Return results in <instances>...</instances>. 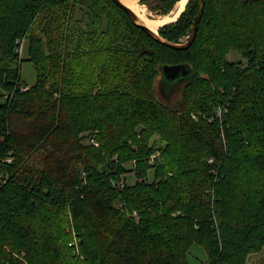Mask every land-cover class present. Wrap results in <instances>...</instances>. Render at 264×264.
<instances>
[{"label":"trees","instance_id":"1","mask_svg":"<svg viewBox=\"0 0 264 264\" xmlns=\"http://www.w3.org/2000/svg\"><path fill=\"white\" fill-rule=\"evenodd\" d=\"M142 1L164 16L180 0ZM199 7L159 33L190 37ZM180 63L194 75L162 102L161 67ZM2 97L0 264H189L195 243L208 264H248L263 251L264 0H206L186 50L113 0H0Z\"/></svg>","mask_w":264,"mask_h":264},{"label":"water","instance_id":"2","mask_svg":"<svg viewBox=\"0 0 264 264\" xmlns=\"http://www.w3.org/2000/svg\"><path fill=\"white\" fill-rule=\"evenodd\" d=\"M118 6H120L122 9L125 10V12L128 14L129 18L135 24L137 27L144 30L150 37H152L154 40L172 48L175 50H186L190 48L194 40L196 39L197 32L199 30L200 22L203 18L204 12H205V6H206V0H200V7L197 14V17L194 22V27L191 36L185 41V42H173L166 38H164L158 30H153L150 28L144 21L140 19L138 14L129 6L124 4L122 0H113ZM190 1V0H189ZM188 1V3H189ZM187 3V4H188ZM186 4V6H187ZM184 10L179 14L176 20L177 21L181 14L185 11ZM168 22V23H172ZM165 23V24H168ZM164 24V25H165ZM163 25V26H164ZM162 27V26H161ZM194 71L193 68L186 64V63H180V64H166L161 67V75L157 80L156 83V94L157 97L165 103H172L174 99H176V95L179 94L182 91L183 86L185 85V82L188 81L189 78L193 77Z\"/></svg>","mask_w":264,"mask_h":264},{"label":"rangeland","instance_id":"3","mask_svg":"<svg viewBox=\"0 0 264 264\" xmlns=\"http://www.w3.org/2000/svg\"><path fill=\"white\" fill-rule=\"evenodd\" d=\"M140 6V9L144 12V14L150 18L158 17L159 14H157L148 2H144L142 0H137ZM189 37H184L182 39V42H185ZM24 58L27 57V43L26 41L23 44V50L21 54ZM228 59L230 61H238L242 60V55L237 51H232L230 54H228ZM21 74L23 81L28 82L29 84H34L37 81V70L35 68V65L32 61L24 60L21 64ZM4 101V98H0V103ZM136 177L134 173H128V181L133 183L135 182ZM78 240L75 239L74 246H76V254H80L79 250V244H77ZM264 260V249L262 252L253 254L249 257L248 264H259ZM188 261L189 264H208L209 262V254L207 250L200 244H193L189 250L188 253Z\"/></svg>","mask_w":264,"mask_h":264},{"label":"bare ground","instance_id":"4","mask_svg":"<svg viewBox=\"0 0 264 264\" xmlns=\"http://www.w3.org/2000/svg\"><path fill=\"white\" fill-rule=\"evenodd\" d=\"M124 4L132 8L140 17L142 21L146 23L153 30H158L165 23L172 22L177 19L179 14L184 10L186 4L189 0H180L174 10L167 15H159L158 17L150 18L144 14V12L140 9L139 3L137 0H122Z\"/></svg>","mask_w":264,"mask_h":264},{"label":"built area","instance_id":"5","mask_svg":"<svg viewBox=\"0 0 264 264\" xmlns=\"http://www.w3.org/2000/svg\"><path fill=\"white\" fill-rule=\"evenodd\" d=\"M22 50H23V43H22L21 47L19 48V52H20V54H22ZM22 89H23V90H24V89L26 90L27 87H23ZM223 110H224V108L219 107V108L217 109V113L221 115V114L223 113ZM86 142H88V143H94L95 145H99V143L96 142L93 138H92V139H91V138L86 139ZM160 156H161L160 152H156L155 154H153L152 157H151V163L154 164V163H156L158 160H160ZM8 161H11V158H9ZM1 181H2V176H0V182H1Z\"/></svg>","mask_w":264,"mask_h":264}]
</instances>
